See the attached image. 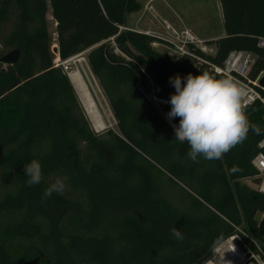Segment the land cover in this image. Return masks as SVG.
Masks as SVG:
<instances>
[{"label":"trees","instance_id":"trees-1","mask_svg":"<svg viewBox=\"0 0 264 264\" xmlns=\"http://www.w3.org/2000/svg\"><path fill=\"white\" fill-rule=\"evenodd\" d=\"M47 1L59 59L85 52L112 129L92 131L66 74L53 67ZM218 1L224 36L206 41L212 56L189 48L198 63L120 29L140 11L136 0H0L1 50L19 51L16 64L0 63V264H202L238 226L264 247V196L244 183L257 174L260 105L246 114L261 135L250 130L223 159L193 163L143 91L151 81L169 100L170 77L212 73L232 51L255 57L251 80L264 72V0ZM33 159L43 179L28 187L23 168ZM64 176V192L43 198Z\"/></svg>","mask_w":264,"mask_h":264},{"label":"clouds","instance_id":"clouds-1","mask_svg":"<svg viewBox=\"0 0 264 264\" xmlns=\"http://www.w3.org/2000/svg\"><path fill=\"white\" fill-rule=\"evenodd\" d=\"M175 92L166 101L171 105L167 118H179V124H172L175 141L187 143L186 155L193 163L198 158L221 160L233 148L243 144L251 130L256 135L262 131L250 124L246 114L248 90L246 86L231 76H217L207 71L198 75L191 73L185 77L176 75L169 78ZM233 170H239L238 165ZM27 177L26 186L39 184L43 179L42 164L33 159L24 165ZM67 177H57L43 192V198L53 193L62 194L66 188ZM177 241L184 236L179 229H170Z\"/></svg>","mask_w":264,"mask_h":264},{"label":"built area","instance_id":"built-area-1","mask_svg":"<svg viewBox=\"0 0 264 264\" xmlns=\"http://www.w3.org/2000/svg\"><path fill=\"white\" fill-rule=\"evenodd\" d=\"M152 1L154 0H149L148 4H146L145 9L148 11H151ZM161 21L168 30L169 39L146 33V35L164 41L162 43L153 42L152 47L154 50L162 45L167 51L174 54L175 57L186 56L197 60L198 63H201V59L192 54L189 48L204 55L212 56L214 54L215 49L213 50L211 45H207L206 41L198 39L190 31L183 29L177 33L170 30L163 20ZM257 46L264 49V39L259 38ZM84 54L85 52H82L76 56H83ZM70 59L61 61L57 54L53 62V67L61 68L67 76L68 69H65V65ZM254 60L255 57L251 53L245 51H232L228 54L222 66L210 65L209 69L217 76H231L234 80L246 86L249 93L247 96V106L258 103L263 109L262 120L264 122V88L258 86V80L264 76V72L260 73L255 80L250 79V70ZM257 148L259 152L251 161V165L256 170L257 174L252 177V179L255 181V190L264 196V138L258 143ZM202 264H264V247L248 234L242 226L233 227V233L217 243L212 248L209 258Z\"/></svg>","mask_w":264,"mask_h":264},{"label":"rangeland","instance_id":"rangeland-1","mask_svg":"<svg viewBox=\"0 0 264 264\" xmlns=\"http://www.w3.org/2000/svg\"><path fill=\"white\" fill-rule=\"evenodd\" d=\"M136 1L141 5L140 11L137 13L128 14L126 16V28H121V30H132L140 33H143V31L146 30H153L163 34L168 30L165 29V25L161 20H163L165 24H171V21H173L174 18H180L182 19L185 26L181 29L189 30L193 35H195L202 41H214L224 36L222 12L218 0H154L151 2V11L145 9L146 4H148L149 0ZM46 23L51 44L50 53L52 56V62H54L57 55L55 23L51 17V9L48 1ZM161 51L166 50L161 49ZM8 52L10 51L0 50V58ZM169 53L172 54L171 52ZM171 56L175 57L174 54H172ZM81 57L84 59V55ZM1 67L4 69L6 68V65L1 64ZM66 68L68 69V73L71 69L74 68L73 62L69 60V62L65 65V69ZM143 91L146 93L147 97L155 104V106L163 114V116H165L166 112L164 106L157 101L155 102L154 100H152L154 94L161 100L166 99L160 94L159 89H157L154 84L149 81L145 90ZM80 108L84 113L81 105ZM108 114V122H106V126L101 131H96V129H94L89 122L91 129L95 134H101L107 129H112L115 126V121L111 115V112L109 111V108ZM244 183L255 190V181L252 178L246 179Z\"/></svg>","mask_w":264,"mask_h":264},{"label":"bare ground","instance_id":"bare-ground-1","mask_svg":"<svg viewBox=\"0 0 264 264\" xmlns=\"http://www.w3.org/2000/svg\"><path fill=\"white\" fill-rule=\"evenodd\" d=\"M70 61L73 62L74 68L67 73L68 80L91 126L96 131H101L109 119L108 107L85 65L84 59L81 56H76L70 59ZM152 100L155 102H164L155 94ZM165 116L167 121H169L167 114Z\"/></svg>","mask_w":264,"mask_h":264},{"label":"water","instance_id":"water-1","mask_svg":"<svg viewBox=\"0 0 264 264\" xmlns=\"http://www.w3.org/2000/svg\"><path fill=\"white\" fill-rule=\"evenodd\" d=\"M0 50H1V47H0ZM18 59H19V51L18 50H12L0 58V63L4 64V65H14L17 63ZM258 86L261 88H264V76L259 78ZM163 101L164 102H158V103H160L164 106L165 112L167 114L170 111L171 105L169 103H166V101H168L167 99H165ZM164 118L167 121L166 116H164ZM167 123L173 129L172 124L178 125L179 124V118H176V119L172 120L171 122L167 121Z\"/></svg>","mask_w":264,"mask_h":264},{"label":"crops","instance_id":"crops-1","mask_svg":"<svg viewBox=\"0 0 264 264\" xmlns=\"http://www.w3.org/2000/svg\"><path fill=\"white\" fill-rule=\"evenodd\" d=\"M166 25H168V27L170 28V30L175 31V32H177V33H179L181 30H183V29H181V28H184V27H185V26H184V23H183V21H182V19H180V18H178V19L174 18L173 21H171V24H166ZM186 28H187V27H186ZM165 29H167V28L165 27ZM185 30H187V29H185ZM188 31H189V30H188ZM143 33H144V34L148 33V34H150V35L159 36V37H161V38H167V39H169V35H168V32H167V31L164 32L163 34H161V33L158 32V31L146 30V31H143ZM170 33H171V32H170ZM211 48H213V50H214V46H213V45H211ZM161 49H165V50H166V48H165L164 46H162V45H160L159 47H157L156 50H157L158 52H160V53L169 54V55L171 56V54L168 53L167 50H166V51H161ZM244 181H245V180H244Z\"/></svg>","mask_w":264,"mask_h":264}]
</instances>
